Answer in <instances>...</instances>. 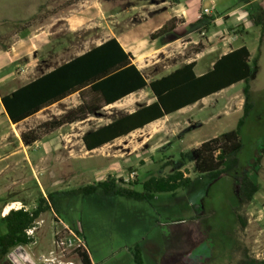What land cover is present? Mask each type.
Returning <instances> with one entry per match:
<instances>
[{
    "label": "rangeland",
    "instance_id": "obj_1",
    "mask_svg": "<svg viewBox=\"0 0 264 264\" xmlns=\"http://www.w3.org/2000/svg\"><path fill=\"white\" fill-rule=\"evenodd\" d=\"M178 1L188 10L187 25L157 44L152 35H146L134 60L146 77H160L180 66L183 57L197 60L198 69H203L229 49L241 45L249 49L258 73L250 82L253 110L240 135L239 168L210 182L207 175L198 177L194 163L202 143L236 129L243 115L244 83L95 152L86 150L82 138L104 121L83 123L85 115L56 129L47 126L79 106L69 109L62 104L38 119L12 125L0 104V237L6 233L1 219L8 206L31 212L41 197L56 193L55 210L40 217L31 235L34 242L24 248L32 264H82L73 233L83 240L82 249L95 264H135L136 246L145 264H238L245 253L247 258L264 260V232L263 242L257 240L258 232L264 230V156L260 166L252 168L264 142V32L253 18L264 17V0H212V16L199 20L207 21L208 29L194 27L202 8L210 6L201 0H0V52L33 33L40 34L39 28L46 23L50 24L46 35L52 34L36 53L0 70V98L71 60L74 52L92 47V38L101 30L109 36L113 32L143 36L149 32L147 19L156 8L164 2L173 8ZM99 4L105 17H99V7L94 11ZM211 18L221 20L215 23ZM79 20L87 23L72 33ZM168 43L173 44L155 52ZM145 93L153 99L149 89ZM24 133L33 134L37 141L26 145ZM176 171L192 178L191 185L157 194L150 203L111 198L102 192L85 198L63 194L109 176L127 184L140 182L135 189L142 191L150 178ZM245 175L259 186L246 212L247 221L256 219L250 211H263L261 223H252L248 232L241 231L238 219L240 212L246 215L238 187ZM69 239L72 246L58 245ZM0 264L14 263L6 257Z\"/></svg>",
    "mask_w": 264,
    "mask_h": 264
},
{
    "label": "trees",
    "instance_id": "obj_2",
    "mask_svg": "<svg viewBox=\"0 0 264 264\" xmlns=\"http://www.w3.org/2000/svg\"><path fill=\"white\" fill-rule=\"evenodd\" d=\"M253 18L256 26H263L264 32L263 15L259 14ZM210 20L215 21L214 18ZM207 23V21H199L194 27L204 26L208 29ZM177 27L178 20L173 19L152 34L151 39L155 41L172 35ZM263 39L262 34L261 42ZM133 61L132 54L126 53L120 43L112 38L13 93L3 96L1 104L10 122L18 125L42 110L78 93L82 104L75 111L61 120L47 123L48 127L56 129L77 122L85 115L95 114L131 94L148 88L155 97L154 103L141 107L133 114L124 116L83 137L86 149L91 152L233 85L244 83L246 86L243 91V115L236 129L202 143L196 150L194 163V171L199 175L198 177L207 175L210 182L238 169L240 164L238 155L243 149L240 135L253 110V104L250 102V82L258 73L257 62L252 61L249 49L242 46L223 55L209 72L201 76L195 74L196 63L192 62L151 82ZM22 141L30 145L37 141V137L24 133ZM186 156L182 155V158ZM263 156L264 142L254 160V170L260 166ZM170 165H173V162ZM192 180L185 177L183 172L176 171L165 177L150 178L142 184V191H137L135 187L140 185V182L127 184L121 178L109 176L96 184L65 191L63 194L85 198L102 192L111 198L122 197L150 203L157 194L175 193L189 187ZM238 187L243 203L241 209L246 210L259 192V186L245 175L238 180ZM55 195L56 193H51L41 197L36 208L31 212L23 208L12 210L1 219L5 223L6 233L0 237V258H6L14 249L20 246L27 247L34 242L27 232L36 227L42 215L55 210ZM238 219L240 229L244 231L248 223L247 218L240 212ZM77 253L82 264H92L85 250L78 249ZM133 260L135 264H145L139 246L134 248ZM239 264H264V260L246 257Z\"/></svg>",
    "mask_w": 264,
    "mask_h": 264
},
{
    "label": "crops",
    "instance_id": "obj_3",
    "mask_svg": "<svg viewBox=\"0 0 264 264\" xmlns=\"http://www.w3.org/2000/svg\"><path fill=\"white\" fill-rule=\"evenodd\" d=\"M165 4H167V2H164L163 4H161V6L159 5L160 8H156L154 13L147 19V22L149 21V23H151V24H150V28L148 30L149 32L144 34L143 36L139 35L137 37L136 35H126L124 33H114V32L112 33V35L109 36V34L106 33V30H101V32H99L97 34V36H94L92 38L93 39V43H92L93 46L92 47H88L87 50H83V51L81 50V52L80 51L79 52H77V51L74 52L73 53L74 57L71 60H73V59L85 54L86 52L90 51L94 47L101 46L102 44H104L105 42H107L108 40H110L112 38H115L120 43V45L126 51V53L132 54V56L135 58L136 57V54H135L136 52L135 51H137V49L139 47V42H142V41L146 40V38H145L146 35L151 36L152 34L158 32L163 26H165L168 22H170L173 19L178 20V27H177V29L175 31H178V29H180V27H182L184 25H187V15H188L187 13H188V10L185 7H183L179 3V1H178V4L176 6H174L173 8H171L169 6L166 7ZM90 7H92V6H90ZM93 7L95 8L94 11L96 13L98 12L97 11V9H98L97 7H99L98 15H99L100 18L105 17L104 11L102 10V5L100 6V4H99V6H93ZM153 7H156V6L153 4ZM69 20L70 19L68 18V21ZM220 20H221V18H215V23H219ZM88 21H92V19L90 18ZM73 22L76 23L77 21L74 20ZM79 23L80 24L77 26V28L70 29V31L72 33H75L77 31V29L79 27H81L82 25H86L87 22L82 23L79 20ZM142 23H143L142 21L138 22V24H142ZM49 26H50V24L46 23L43 26V28H39V30H41L40 34L39 33H37V34L33 33L28 38L21 39L19 41V43H15V44L10 45V47L8 49L1 50L0 57H3V58H0V59H2L1 60L2 62L0 63V70H4L7 67H10L11 64H13L15 61L17 62V60H24L26 57L30 56L31 54L36 53L38 49H41L42 47L47 45L50 42L51 37H52V34H50L51 36H47L46 35L47 34V30L50 28ZM159 40H161V39L153 41L154 44H157ZM176 42L177 41H175L174 43H176ZM171 44H173V43H168V44H166L164 47H162L160 49L156 48L155 52H159L161 50L163 51L164 49H166ZM242 46H245V45H241V46H238L236 48L229 49L227 52H224L221 56H219V58L222 57L223 55H226V54L230 53L232 50H236V49H238V48H240ZM179 54L182 55L181 52ZM7 58L9 59L8 62H7ZM71 60H69V61H71ZM217 60H215L210 66H205L203 69H198L199 68V62H197V60H195V63H196V66H195V69H194L195 74L197 76H201V75L209 72L213 68L214 63ZM69 61H67V62H69ZM67 62H64V63H67ZM133 62L137 66L135 60ZM193 62H194V60H193ZM190 63H192V61H188L187 59H185V57H183L182 59H180V63H179L180 66L175 67V69H173L172 71L168 72L165 75H162L160 77H154L153 75L148 74L147 75L148 81L151 82V81H153L155 79H159V78H161L163 76L169 75L170 73L174 72L175 70H177L179 68H182L183 66L188 65ZM63 64H61V65H63ZM61 65H59V66H61ZM59 66H57V67H59ZM57 67L45 72L42 75H45V74H48V73L52 72ZM137 68L141 71V68L139 66H137ZM198 70H200V71H198ZM37 78H35V79H37ZM21 79H22V76H21ZM34 80H32V81H34ZM32 81H30V82H32ZM30 82L24 83L19 88L29 84ZM239 84H241V83L233 85V86H231V87H229V88H227V89H225V90H223V91H221L219 93H223V92H225V91H227L229 89L235 88ZM19 88L13 89L11 92H9L6 95H9V94L13 93L14 91H16ZM147 89L148 88L143 89V90H141V91H139L137 93L131 94V95L121 99L120 101H117L116 103L101 109L99 112H97L95 114L87 115L84 119L81 120V122L85 123L87 121L88 122H92V121L100 120V121H104V123L102 125L97 126L96 128H92V129L86 131L84 133L83 137L85 135L89 134V133H92L94 131H97V130L105 127V126H108V125L112 124L113 122L123 118L124 116L133 114L134 112L139 110L141 107L149 106L152 103H154L155 102V97L153 96V99H152L150 96H148V94L145 93V90H147ZM219 93H217L215 95H212V96H210L208 98H205L202 101H200V102H198V103H196V104H194L192 106L186 107V108H184V109H182V110H180V111H178V112H176V113H174L172 115H169V116H167V117H165V118H163L161 120H158V121H156L154 123H151V124L147 125L145 128L150 127V126H152V125H154L156 123H160L161 121H164V120H166L168 118L174 117L175 115H178V114H180V113H182L184 111H188V110L194 108L195 106L200 105L201 103H204V102L209 101L210 99L216 97V95H218ZM1 98H0V104H1ZM144 103H146V104L144 105ZM62 104L68 105V108L70 107L69 109H76L78 106H80L82 104V101H81L80 95L78 93L74 94V95H71L68 98L64 99L63 101H61V102H59L57 104H54V105L42 110L37 115L25 120L22 123L28 122V121H30L33 118L34 119H38L40 116L42 117L45 113L50 112L52 109H54L55 107H57L59 105H62ZM140 105H143V106H140ZM243 106H244V104H243ZM243 106H242V109H241L242 113H243ZM1 108L3 109L2 104H1ZM3 111H4V109H3ZM143 129H139V130H137L135 132L141 131ZM135 132H133V133H135ZM133 133H130L127 136L115 139L111 143H108V144L104 145L103 147H101L99 149H96V150H93L91 152L102 150V149H104V148H106V147H108L110 145H113L114 143H116V142H118L120 140H123L124 138L132 135ZM82 141H83V138H82ZM9 207L11 208L13 206H8L7 208H9ZM263 207H264V205H263ZM7 208H6V210H7ZM249 208L250 207H247V209L245 211V214H246L245 216L246 217H247V213L246 212H247V210H249ZM6 210H5V212H6ZM251 212L252 211H250V215H251L250 217L256 218V219L248 220V223H247V226H246V229L244 230V232H248V230L250 229V225L252 223H261V221H262L261 220L262 217H263V215H262L263 211L262 210L259 211L260 213H257V214H255L254 212H252V213ZM5 215L6 214H4V216ZM253 215H254V217H253ZM263 232H264V230H262V229L258 232L257 240L260 243L263 242L262 238H261V236L263 235ZM258 241H256V243ZM89 256H90L91 263L95 264L92 256L90 254H89ZM246 257H247V254L245 253V258ZM187 262H189V261H187ZM239 262H238V264H239Z\"/></svg>",
    "mask_w": 264,
    "mask_h": 264
},
{
    "label": "built area",
    "instance_id": "obj_4",
    "mask_svg": "<svg viewBox=\"0 0 264 264\" xmlns=\"http://www.w3.org/2000/svg\"><path fill=\"white\" fill-rule=\"evenodd\" d=\"M202 1V3H203V5L205 4V3H207V4H209L210 6L208 7V6H205V7H203L202 8V10L199 12V14H198V17H197V20L199 21V20H202L203 18H205V17H209V16H212V14H213V10L215 9V4H214V1H212V0H201ZM35 229V228H34ZM34 229H32V230H30V231H28L27 232V234H28V236H30L31 237V235H32V233H33V230ZM65 231H68L69 232V230H65ZM73 236H74V238L78 241V243H79V245L77 246V249H81L82 250V248L83 247H85V243L83 242V240H81L78 236V234H72ZM58 245H60V246H65V245H68V246H72L73 245V241L71 240V239H69L67 242H65V241H59L58 242ZM84 250V249H83Z\"/></svg>",
    "mask_w": 264,
    "mask_h": 264
},
{
    "label": "water",
    "instance_id": "obj_5",
    "mask_svg": "<svg viewBox=\"0 0 264 264\" xmlns=\"http://www.w3.org/2000/svg\"><path fill=\"white\" fill-rule=\"evenodd\" d=\"M9 258L14 264H21L23 261L27 264H32L30 256L22 246L16 248L15 251L9 255Z\"/></svg>",
    "mask_w": 264,
    "mask_h": 264
},
{
    "label": "bare ground",
    "instance_id": "obj_6",
    "mask_svg": "<svg viewBox=\"0 0 264 264\" xmlns=\"http://www.w3.org/2000/svg\"><path fill=\"white\" fill-rule=\"evenodd\" d=\"M12 210H14V208H12V207H11V208H10V207H9V208H7V210H6L5 214H6V215H8V214H9V212H10V211H12ZM6 215H5V216H6Z\"/></svg>",
    "mask_w": 264,
    "mask_h": 264
},
{
    "label": "flooded vegetation",
    "instance_id": "obj_7",
    "mask_svg": "<svg viewBox=\"0 0 264 264\" xmlns=\"http://www.w3.org/2000/svg\"><path fill=\"white\" fill-rule=\"evenodd\" d=\"M25 248V247H24ZM15 251V249L13 250V251H11L9 254H8V256L7 257H9V255L12 253V252H14ZM0 260H1V258H0Z\"/></svg>",
    "mask_w": 264,
    "mask_h": 264
}]
</instances>
